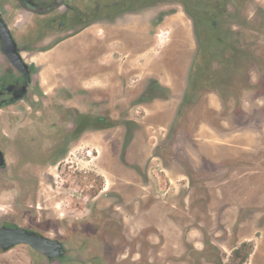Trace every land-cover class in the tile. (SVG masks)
Returning a JSON list of instances; mask_svg holds the SVG:
<instances>
[{"label": "rangeland", "instance_id": "obj_1", "mask_svg": "<svg viewBox=\"0 0 264 264\" xmlns=\"http://www.w3.org/2000/svg\"><path fill=\"white\" fill-rule=\"evenodd\" d=\"M258 1L263 5V11L259 10L258 3L253 9L264 18V0ZM261 17H258V23L252 24L259 31L257 36L264 33ZM167 35L162 32L159 36L161 42L167 39ZM201 39L202 45L205 44ZM74 40L72 38L55 51L37 57L42 63L37 77L41 90L54 94L49 114L58 122L69 118L67 121L72 127L71 117L88 112L106 117L109 126L74 138L69 137L72 128H54V138L46 145L51 153L49 163L39 167L27 165L24 170H19L23 182L17 180L15 188L22 190V183L31 188L30 194L21 192L24 194L19 197L24 207L21 212L15 211L18 207L14 203L16 197L3 195L0 182V225L6 219L63 240L71 257L76 259L73 263L67 259L65 264H80L77 262L79 252H83L82 257L87 260L95 254H102L105 264H201L202 254L206 259H227L228 251H222L221 242L215 240V244H210V248L202 253L189 246L185 254L187 261L179 262L182 257L177 260L170 254L160 230L154 225L147 226V223L152 220L155 224L173 228L168 225L169 218H172L182 227H202L211 239L216 230L224 233V225L232 222L233 213L224 206L240 202L249 191L254 192L252 200L257 198L255 190L262 191L264 199V112H254L247 117L241 111L224 114L232 120V125L240 123L242 129L260 132V147L247 152V158L223 160L216 164L207 160L200 163L204 150L200 145L202 142L194 139L200 120L207 119L219 125L217 129L222 130V137H233L223 132L227 131L225 123L220 125L217 115L209 111L208 103H197V91H188L189 97L177 112L174 108L178 101H150L147 85L150 78H154L150 65L161 55L159 52L147 54V76H144L133 73V67L129 72L127 59L131 52L126 48L114 49L97 59L96 54L90 57V54L75 50ZM191 59L188 55L185 62L188 64ZM132 63L139 66L138 61ZM199 65L197 63L193 70L196 75ZM253 65L251 68L256 70L258 67L255 63ZM65 94L77 97L72 100L60 97ZM249 102H244L248 110ZM260 102L252 103L259 106ZM26 106L27 103L24 104L25 110ZM234 106L233 101L229 103L230 108ZM33 107L27 109L30 116L40 108ZM7 110L13 114L12 107ZM25 136L18 138L16 143L23 145ZM247 140L250 142L253 137ZM216 144H221V138L217 137ZM14 155L12 159L16 163ZM190 156L199 163L193 166ZM181 170H190V181L175 179ZM188 190H192V203L187 210L181 204ZM147 191L149 196L157 199L154 212L147 203ZM38 202L40 209L36 207ZM172 203L178 207L173 208ZM260 218H264V212ZM255 224L254 240L262 243L264 220ZM149 238L156 243H150ZM226 241L228 245L236 243L233 236ZM213 245L217 248L214 252ZM262 252L264 250L256 253L252 264H264ZM17 256L26 264L25 246L1 254L0 264Z\"/></svg>", "mask_w": 264, "mask_h": 264}, {"label": "flooded vegetation", "instance_id": "obj_2", "mask_svg": "<svg viewBox=\"0 0 264 264\" xmlns=\"http://www.w3.org/2000/svg\"><path fill=\"white\" fill-rule=\"evenodd\" d=\"M256 3L259 4V1L0 0V149L4 158V165L0 166V182L4 196L16 197L14 203L18 207L15 206V211L18 213L24 209L23 201L20 203L19 199L24 195L22 193H31L30 186L25 183H22V190L15 188L17 180L23 182V178H19V170H24L27 165L39 167L40 164L49 163L51 153L46 145L54 138V128H72L69 137L74 138L109 126L106 117L88 112L70 116L72 127L67 121L69 118L58 122L49 114L54 94L41 90L37 78L42 65L37 60L40 54L55 51L72 38H75L72 43L75 50L90 54V57L96 54L97 59L121 48L162 54L175 42L172 21L176 20L188 31L189 43L185 47L189 52L187 56L192 59L187 64V74L178 79L175 89L153 75L154 78H150L151 82L147 85L150 101H178L174 108L177 112L192 89L197 91V103L204 101L211 107L210 99L217 100L220 110L211 107L209 111L217 115L220 125L226 121L229 128H243L240 123L232 125V120L224 114L241 111L247 117L254 112H264V33L257 36L259 31L252 26L258 23V17L262 15L253 9ZM259 5L262 12L263 5ZM259 19L264 23L263 17ZM166 26L170 27L169 33L167 39L161 42L159 36ZM201 37L206 42L203 45ZM259 47L260 50L257 49ZM14 49L27 64L29 76L15 65L7 53ZM179 49H182L181 46ZM138 62L139 65L145 63L144 60ZM253 62L258 67L256 70L251 68ZM175 63H178L177 59ZM197 63L200 65L196 75L193 70ZM204 63L208 64L205 66ZM60 97L72 100L77 95L72 97L65 94ZM232 101L235 106L230 108ZM259 101L257 107L252 103ZM244 102H249L250 110ZM26 103L28 106L25 110ZM33 105L40 108L30 116L27 109H33ZM11 107L13 114L7 110ZM201 123L219 128V125L207 119L200 120L198 126ZM24 136L27 137L26 142L18 145V138ZM12 154H15L16 163ZM36 207L40 209L39 202ZM1 226L22 225L4 219ZM58 240L65 249L61 258L50 259L28 244H17L10 249L0 247V255L25 246L28 257L26 264H65L67 259L69 263L75 262L66 242ZM212 249V252L217 250L214 245ZM101 255L95 254L91 260H87L82 257L83 252H79L77 262L105 264ZM18 259V256L12 257L4 264H24ZM229 261L230 258L227 263Z\"/></svg>", "mask_w": 264, "mask_h": 264}, {"label": "crops", "instance_id": "obj_3", "mask_svg": "<svg viewBox=\"0 0 264 264\" xmlns=\"http://www.w3.org/2000/svg\"><path fill=\"white\" fill-rule=\"evenodd\" d=\"M172 23H174L172 26L173 31H175V42H173L171 47L167 48V50H165V52H163L160 56H158L157 58L155 57L151 61L150 69L152 71V75L162 78L167 85H170L173 89H175L176 83L179 82L178 79L184 77V75L187 74V63L185 61L187 60V54L189 52L185 46L187 45V43H189V36L186 27H184L176 20H173ZM169 29L170 27L166 26L163 28L162 32L168 34ZM180 46L182 49H179ZM130 52L131 53L128 54L127 59L128 63H130V66H127L129 72L132 71L130 67H133V73L138 72L142 73L144 76H147V64L143 63L139 66H136L132 63H135L138 60H144L147 63V52ZM176 59L178 60V63H175ZM210 106L216 110H220L217 100L213 98L210 99ZM224 123L227 131L223 132L231 134L233 139H230V137L229 139L222 137V133H220V131L222 130L213 128L207 123H201L200 126L197 127L194 133V139L200 140L202 142L200 143V145L204 150L203 155L200 158V163L204 160L211 161V163L215 164L223 160L240 161L247 158V152H249L250 150H256L257 147H260L259 136H261V134L259 131L256 132L252 130V132H249L247 131V129L242 128L230 129L228 126L229 124L226 121H224ZM251 136L253 137V140H250L249 142L247 138ZM217 137L221 138V144H216ZM212 140H214L215 142L212 143ZM188 158L193 166L199 163V160H195V158H192L191 156ZM177 177H179V179H188L190 181L191 172L190 170H181L176 174L175 179H177ZM246 179L249 178L247 177ZM179 191H177V193H180ZM149 193L150 192L147 191V203L150 204V211L154 212L157 199H155L153 196H149ZM253 193L254 192L251 193L249 191L247 192L245 198L240 202H232L229 205L224 206V208H229L231 213H233V216L231 218L232 222L229 225H224V233H222V231L220 230H216L215 233L211 236V239L209 238L207 233L205 235V231L202 227L198 225H191L190 227L186 225L182 227L178 225L175 220L169 217L168 225H170L174 229L165 227L163 224H155L152 220H149L150 224L147 223V226L154 225L160 230V236L162 235L164 239H166L165 245L170 250V254L177 260L182 257L181 260H178L179 262L182 261L184 263L187 261V258H185V254L187 253V248L189 246L196 249L197 252L202 253V251H207L210 248L208 247V244H215V240H218L222 244V247L220 246V249L222 251L224 250L225 252L228 251L227 259L225 257L220 260L218 259V261L214 259H206L205 255L202 254L203 259L201 261V264H226V261L229 260L230 256L233 253V250L239 247L244 242L253 243V251L250 254L248 261L246 262V264H252L253 257L256 255V253L258 251L260 252L264 250V242L257 243L254 240V234H256L255 231H257L255 223H259V221L262 222L264 220V218H260V215L264 212V199L262 191L258 192V190H255L257 198L256 200H252L251 196ZM191 195L192 190H188L187 192H185L183 203L181 204L183 208L187 210L190 208L192 203ZM172 207H178V204L172 203ZM214 212L217 213L216 211ZM215 218L216 216L213 215V219ZM248 229L252 231L249 233L250 230ZM232 236L235 237L236 243L233 245H228V242L226 240L228 238L230 239ZM149 242L156 243V240L153 241L149 238Z\"/></svg>", "mask_w": 264, "mask_h": 264}, {"label": "water", "instance_id": "obj_4", "mask_svg": "<svg viewBox=\"0 0 264 264\" xmlns=\"http://www.w3.org/2000/svg\"><path fill=\"white\" fill-rule=\"evenodd\" d=\"M7 36V33H5ZM8 37L10 34L8 33ZM15 65L29 76L27 64L23 61L19 53L15 49L10 53L7 51ZM4 165V158L0 149V166ZM17 244H28L48 256L50 259L61 258L65 254L63 243L55 238L46 236L35 230L28 229L23 226L0 227V247L10 249Z\"/></svg>", "mask_w": 264, "mask_h": 264}, {"label": "trees", "instance_id": "obj_5", "mask_svg": "<svg viewBox=\"0 0 264 264\" xmlns=\"http://www.w3.org/2000/svg\"><path fill=\"white\" fill-rule=\"evenodd\" d=\"M253 251V243L244 242L233 250L230 261L227 264H246Z\"/></svg>", "mask_w": 264, "mask_h": 264}]
</instances>
